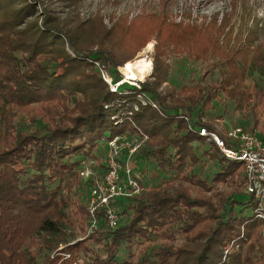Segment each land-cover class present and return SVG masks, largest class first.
Instances as JSON below:
<instances>
[{"label": "trees", "instance_id": "trees-1", "mask_svg": "<svg viewBox=\"0 0 264 264\" xmlns=\"http://www.w3.org/2000/svg\"><path fill=\"white\" fill-rule=\"evenodd\" d=\"M21 1L0 0V264H264V203L248 193L243 165L212 154L216 144L199 135L201 128L217 131L206 116L222 94L243 128L264 140V51L247 72L234 54L227 57L215 82L112 91L100 69L116 81L125 60L111 43L88 52L69 39L68 52L56 28L25 21L33 8ZM116 135L139 143L130 159L118 158L122 175L127 163L142 184L137 170L142 175L148 161L167 177L117 201L114 227L102 220L89 229L80 157L99 158L93 150L102 140L106 156ZM205 160L216 169L212 179L197 172ZM224 180L228 194L193 196L194 188L212 190L211 182ZM178 238L182 244L174 245Z\"/></svg>", "mask_w": 264, "mask_h": 264}, {"label": "rangeland", "instance_id": "rangeland-1", "mask_svg": "<svg viewBox=\"0 0 264 264\" xmlns=\"http://www.w3.org/2000/svg\"><path fill=\"white\" fill-rule=\"evenodd\" d=\"M22 1L18 5H22ZM26 1L31 3L28 2L29 8L33 10L25 21L44 23L48 29L56 28L55 32L60 36V41L68 52H70L69 39L73 42L77 40L83 42L88 52L98 49L97 43L99 42L111 43L112 50L119 58L125 60L116 68L120 75L116 81L112 78L113 76L111 77L102 68L100 69L102 79L112 91L121 84L139 87V83L142 82L147 86L151 85V88L156 87L158 91L171 89L177 91L182 85L191 87L197 82H215L221 78L220 72L226 67L227 57L234 54L233 60L244 66L247 72L251 66L252 57L264 51V0ZM218 25L222 27L220 32L217 31ZM215 33H217V41L214 43L210 37ZM201 51L206 52L203 54ZM235 51H238L237 54ZM138 59L147 62V71L142 79H128L122 71L123 67L126 63ZM156 62H161L162 72L159 73L158 79L155 76ZM255 81L254 77L247 79L249 85ZM156 83L157 86H155ZM219 95L213 100L217 108H212L206 117L214 124L217 135L222 137L229 146L231 141L226 137L227 131L235 126L242 128L245 126L240 124L238 113L230 109L229 100L225 99L222 94ZM253 135L261 138L258 132ZM103 144L102 140L93 150L95 155H101L99 158L80 157L83 159L81 165L86 163L85 165L94 167L97 172L103 174L105 170L103 164L106 158L102 151L101 145ZM211 153H217L221 158H226L219 149ZM212 165L205 160L198 168L196 167L197 172L212 179L216 171ZM143 167L144 172L141 175L139 174L141 171L137 170V176L139 175L142 185L145 186L144 190H148L167 177L161 174L162 172L157 173L148 161L143 162ZM229 182V180H224L223 182L213 181L210 185L207 183L212 187V190L207 191L194 188L196 191L193 196L196 200H202L211 196L214 189L224 195L228 194L230 192V188H227ZM77 192L83 193L82 198L85 199L83 189ZM196 192L199 194L196 195ZM247 197L239 195L237 200H246ZM198 211L204 212L205 210L198 208ZM125 219L124 216L122 221ZM201 227L202 225L193 229L192 233ZM260 233L261 241L264 242V229H260ZM242 236L240 235L241 238ZM78 237L85 238V235H78ZM173 243L179 245L182 244V240L178 238ZM229 250L230 252L236 251V247L234 249L230 247ZM131 251H135V248Z\"/></svg>", "mask_w": 264, "mask_h": 264}, {"label": "built area", "instance_id": "built-area-1", "mask_svg": "<svg viewBox=\"0 0 264 264\" xmlns=\"http://www.w3.org/2000/svg\"><path fill=\"white\" fill-rule=\"evenodd\" d=\"M231 141L228 146L216 132L206 128L199 130L207 142H214L223 155L233 161H239L247 178V191L264 203V140L247 132L242 127H233L227 131ZM139 143H134L124 135H116L107 142V153L104 160L103 174L94 167L81 165L79 171L83 180L88 183L86 211L90 218V228L104 220L109 227H114L121 215V207L117 201L126 200L144 190L143 185L133 177L126 163L121 173L118 158L130 159L137 150ZM128 154V158H126ZM124 160V159H123ZM258 216H262L260 213Z\"/></svg>", "mask_w": 264, "mask_h": 264}, {"label": "bare ground", "instance_id": "bare-ground-1", "mask_svg": "<svg viewBox=\"0 0 264 264\" xmlns=\"http://www.w3.org/2000/svg\"><path fill=\"white\" fill-rule=\"evenodd\" d=\"M122 71L128 79H142L147 71V62L143 59L128 62Z\"/></svg>", "mask_w": 264, "mask_h": 264}]
</instances>
